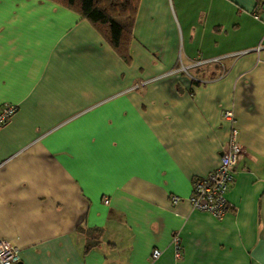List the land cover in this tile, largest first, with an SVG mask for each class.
Returning a JSON list of instances; mask_svg holds the SVG:
<instances>
[{
	"label": "crops",
	"instance_id": "1",
	"mask_svg": "<svg viewBox=\"0 0 264 264\" xmlns=\"http://www.w3.org/2000/svg\"><path fill=\"white\" fill-rule=\"evenodd\" d=\"M130 36L123 60L70 9L0 0V240L17 264H264V0H140ZM227 110L216 220L188 198Z\"/></svg>",
	"mask_w": 264,
	"mask_h": 264
},
{
	"label": "built area",
	"instance_id": "2",
	"mask_svg": "<svg viewBox=\"0 0 264 264\" xmlns=\"http://www.w3.org/2000/svg\"><path fill=\"white\" fill-rule=\"evenodd\" d=\"M244 54V53H242ZM218 62L219 59L212 60ZM208 62L199 61L195 66L207 64ZM17 106L5 104L0 107V128L16 113ZM223 120L231 126L230 139L222 149L219 166L209 175L193 182V189L188 198L192 209L210 214L214 219L223 218L232 210L227 201L226 195L235 181V168L244 156V149L238 141V128L235 126V117L232 111H224ZM173 203H179L181 199L172 197ZM105 203H109L107 200ZM172 244L175 248V258L181 259L180 239L177 235L173 236ZM160 251L154 250L151 257L157 259ZM18 254L12 244L8 241L0 240V264H17Z\"/></svg>",
	"mask_w": 264,
	"mask_h": 264
},
{
	"label": "trees",
	"instance_id": "3",
	"mask_svg": "<svg viewBox=\"0 0 264 264\" xmlns=\"http://www.w3.org/2000/svg\"><path fill=\"white\" fill-rule=\"evenodd\" d=\"M94 25L121 59H128L129 38L140 0H49Z\"/></svg>",
	"mask_w": 264,
	"mask_h": 264
}]
</instances>
